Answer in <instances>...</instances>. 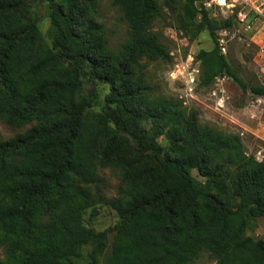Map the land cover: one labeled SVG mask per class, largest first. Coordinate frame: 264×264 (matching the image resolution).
<instances>
[{
    "label": "trees",
    "instance_id": "obj_1",
    "mask_svg": "<svg viewBox=\"0 0 264 264\" xmlns=\"http://www.w3.org/2000/svg\"><path fill=\"white\" fill-rule=\"evenodd\" d=\"M93 1L0 0V120L33 124L0 139V264H192L204 252L218 264H264V240L246 235L247 218L264 217V157L247 155L239 136L201 130L181 101L149 98L135 70L144 58L172 60L154 31L166 9L191 40L199 18L213 39L197 57L205 84L228 77L264 96L221 52L218 33L239 26L234 17L218 19L195 0H115L129 24L115 54L90 16ZM87 84L110 88L99 113ZM224 153L233 171L217 160ZM107 168L121 174L114 198L100 189ZM97 203L116 211L113 228L85 224Z\"/></svg>",
    "mask_w": 264,
    "mask_h": 264
},
{
    "label": "rangeland",
    "instance_id": "obj_2",
    "mask_svg": "<svg viewBox=\"0 0 264 264\" xmlns=\"http://www.w3.org/2000/svg\"><path fill=\"white\" fill-rule=\"evenodd\" d=\"M162 1V0H161ZM35 13L39 18V27L50 42L51 21L46 8L37 6ZM163 19L156 22L154 31L171 52L172 60H151L144 58L136 62L137 77H143L151 86L148 97L172 98L181 101L188 113L197 117L201 130L210 131L223 137L239 136L245 146V153L261 161L264 157V96H257L228 77H217L205 84L206 75L202 62L197 59L201 51L212 52L215 43L202 19L197 20L199 32L195 40L178 31L172 24L171 14L164 9ZM90 16L102 25L109 42V48L115 54L123 51L129 39V24L115 0H94L90 7ZM264 35V26L247 31L242 26L219 32L221 52L236 69L242 79L250 86L264 85V53L254 43ZM110 92L107 85L91 84L85 86L84 94H96V106L93 111L99 113L105 96ZM33 124L12 126L0 120V139L9 140L24 134ZM224 153L217 160L224 163L227 170L233 171L236 165L228 162ZM103 182L100 189L106 198L118 195L122 184L118 169L107 168L100 172ZM194 175L202 177L197 171ZM97 191L94 186L93 193ZM119 221L114 209L104 203H97L85 213V224L96 231L113 228ZM246 235L256 241L264 240V217L247 218ZM113 234L109 237V246ZM6 253L0 248V261ZM192 264H218L208 252H204Z\"/></svg>",
    "mask_w": 264,
    "mask_h": 264
},
{
    "label": "built area",
    "instance_id": "obj_3",
    "mask_svg": "<svg viewBox=\"0 0 264 264\" xmlns=\"http://www.w3.org/2000/svg\"><path fill=\"white\" fill-rule=\"evenodd\" d=\"M195 2L200 9L212 11L213 16L218 19L234 17L237 24L247 31L264 26V0H195ZM261 46L264 51V40Z\"/></svg>",
    "mask_w": 264,
    "mask_h": 264
},
{
    "label": "crops",
    "instance_id": "obj_4",
    "mask_svg": "<svg viewBox=\"0 0 264 264\" xmlns=\"http://www.w3.org/2000/svg\"><path fill=\"white\" fill-rule=\"evenodd\" d=\"M263 40H264V36L260 37L258 41L254 42L258 46V48L260 49V54L264 53L262 46H261V42H263Z\"/></svg>",
    "mask_w": 264,
    "mask_h": 264
}]
</instances>
